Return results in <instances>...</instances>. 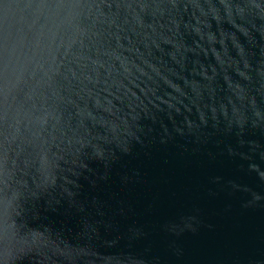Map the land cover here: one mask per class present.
I'll use <instances>...</instances> for the list:
<instances>
[{"label":"water","instance_id":"obj_1","mask_svg":"<svg viewBox=\"0 0 264 264\" xmlns=\"http://www.w3.org/2000/svg\"><path fill=\"white\" fill-rule=\"evenodd\" d=\"M0 264H264V0H0Z\"/></svg>","mask_w":264,"mask_h":264}]
</instances>
